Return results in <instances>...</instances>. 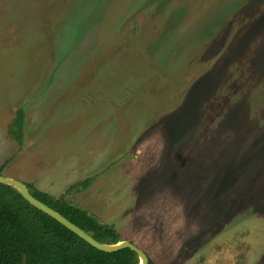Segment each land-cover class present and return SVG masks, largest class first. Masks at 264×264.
Here are the masks:
<instances>
[{
  "label": "rangeland",
  "instance_id": "1",
  "mask_svg": "<svg viewBox=\"0 0 264 264\" xmlns=\"http://www.w3.org/2000/svg\"><path fill=\"white\" fill-rule=\"evenodd\" d=\"M0 175L155 264H264V0H0Z\"/></svg>",
  "mask_w": 264,
  "mask_h": 264
},
{
  "label": "trees",
  "instance_id": "2",
  "mask_svg": "<svg viewBox=\"0 0 264 264\" xmlns=\"http://www.w3.org/2000/svg\"><path fill=\"white\" fill-rule=\"evenodd\" d=\"M22 127L23 117L19 112L11 124L10 135L20 141ZM89 184L90 180H85L79 188L85 189ZM29 192L98 242L114 245L122 241L112 227L98 224L62 197L53 199ZM24 258L25 264H139L137 255L130 249L106 253L93 248L31 206L15 189L0 185V264H22ZM149 264L155 263L149 259Z\"/></svg>",
  "mask_w": 264,
  "mask_h": 264
},
{
  "label": "water",
  "instance_id": "3",
  "mask_svg": "<svg viewBox=\"0 0 264 264\" xmlns=\"http://www.w3.org/2000/svg\"><path fill=\"white\" fill-rule=\"evenodd\" d=\"M0 185L10 186L13 189H15L24 198V200H26L31 206H33L37 210L43 212L44 214L48 215L49 217L60 223L67 230L72 232L74 235L85 241L93 248L106 253H115L124 249H130L137 255L139 259V264H149V257L147 256V254L131 242L121 241L114 245H106L98 242L90 234L86 233L85 231H83L82 229L71 223L69 220H67L65 217L60 215L58 212H56L55 210L51 209L44 203L34 198L29 192L26 185L23 184L22 182L0 175ZM22 264H25V258L23 259Z\"/></svg>",
  "mask_w": 264,
  "mask_h": 264
}]
</instances>
